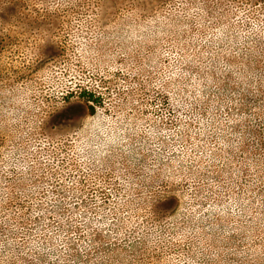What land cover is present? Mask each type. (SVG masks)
I'll list each match as a JSON object with an SVG mask.
<instances>
[{
  "label": "rangeland",
  "instance_id": "obj_1",
  "mask_svg": "<svg viewBox=\"0 0 264 264\" xmlns=\"http://www.w3.org/2000/svg\"><path fill=\"white\" fill-rule=\"evenodd\" d=\"M0 264H264V0H0Z\"/></svg>",
  "mask_w": 264,
  "mask_h": 264
},
{
  "label": "trees",
  "instance_id": "obj_2",
  "mask_svg": "<svg viewBox=\"0 0 264 264\" xmlns=\"http://www.w3.org/2000/svg\"><path fill=\"white\" fill-rule=\"evenodd\" d=\"M92 99H93V96H88V102H92ZM90 110L94 112L95 109L92 106H90Z\"/></svg>",
  "mask_w": 264,
  "mask_h": 264
}]
</instances>
